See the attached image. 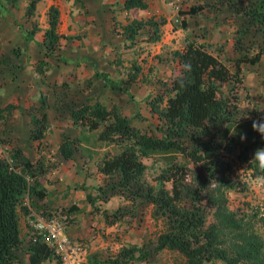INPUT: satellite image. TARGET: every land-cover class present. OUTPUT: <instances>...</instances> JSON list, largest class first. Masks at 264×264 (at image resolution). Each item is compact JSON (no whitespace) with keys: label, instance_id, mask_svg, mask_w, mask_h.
<instances>
[{"label":"trees","instance_id":"obj_1","mask_svg":"<svg viewBox=\"0 0 264 264\" xmlns=\"http://www.w3.org/2000/svg\"><path fill=\"white\" fill-rule=\"evenodd\" d=\"M14 1L0 0V12L4 16L6 4ZM36 1L27 0L24 15L33 12ZM146 5V0H121L124 9ZM203 9H219L222 18L232 21L231 48L237 54L229 56L227 64L217 52L206 47L205 40L191 38L181 48L172 49L170 55L178 65L177 70L158 80L159 87L147 98L149 109L161 123L157 131L134 125L115 105L107 106L92 96L73 102L68 109L74 125L86 130L97 129V139L116 146L115 152L95 160L104 180V186H96V196L106 201L118 194L130 202L150 204L151 216L160 217L164 222V228L145 244L122 246L112 259L101 260L105 264L145 259L149 253H157L162 248L181 254L183 264H217L216 260L218 264H264L261 239L255 231L244 227L242 218L235 217V210L224 205V189L236 188V185L226 176L230 163L222 152V141L227 135L228 140L241 146L238 155L246 161L250 175L264 178V167L253 159L256 150L264 148V137L253 130L254 120L242 116L237 105L238 90L242 87L240 64H256L264 53V0H201L177 10L179 21L185 26L183 15ZM46 15L47 26L42 31L34 21L30 28L19 27L24 39H31L40 31L39 44L43 45L44 52H52L59 47L60 37L70 35L57 32L55 5L48 6ZM219 21L222 19L216 20ZM163 22L161 16H150L131 18L120 24V32L126 38L124 44L131 45L140 34L137 40L159 39V25ZM11 52L16 55L18 49L12 47ZM54 56L59 57L57 52ZM131 68L123 80L111 79L106 72L93 69L88 81L101 78L112 87L126 86L140 70L134 61ZM46 104L45 93L39 91L38 104H33L29 111L31 139L39 141L44 136ZM232 127L238 128L240 135H246L243 142L228 134ZM78 140L76 135H63L56 146L58 154L64 159L71 158ZM246 150L251 152L249 157ZM154 154L160 155L164 163L156 175V188L142 176L145 158ZM44 171L43 166L35 168L18 146L9 148L7 155L0 153V264H14L15 250L24 244H27L30 264H38L52 252L41 239L32 242L30 234L22 236L18 219L19 213L29 215L32 206L49 211L37 203L45 193L37 180ZM164 181H169V187ZM25 194L29 197L27 204L23 202ZM87 197L93 198L88 193ZM77 209L74 202L66 208L68 212ZM100 213L105 224L113 223L118 216L117 210L102 208ZM226 231L236 241L231 246L223 244Z\"/></svg>","mask_w":264,"mask_h":264},{"label":"rangeland","instance_id":"obj_2","mask_svg":"<svg viewBox=\"0 0 264 264\" xmlns=\"http://www.w3.org/2000/svg\"><path fill=\"white\" fill-rule=\"evenodd\" d=\"M200 1L164 0L165 15L160 13L159 16L163 18L164 16H169V18L171 16L169 31L178 29L179 33L164 40L165 34L161 26L158 40L162 38V41L168 44V48L164 54L157 53L158 55L155 56H168L172 49L180 48L187 39L191 38L195 41L205 40L208 43L206 47L217 52L219 57L229 64V56L237 54L231 48L233 23L230 19L222 18L221 10L207 11L203 9V11L188 15L185 19V26L178 20L174 21L175 13H178V11L175 12L174 4L178 6V10H183ZM14 2L13 5L6 4L5 16L0 12V137L2 138L0 153L7 155L9 148L20 147L32 160L35 168L38 166L45 167L42 182L47 181L52 185H58V183L62 185V190L59 192L61 197H58L59 193L56 191L51 190L49 192L47 188L46 193L53 200L63 199L55 207H47V210L64 220L65 229H68L73 235L87 233L86 237H82L83 242L90 240L95 235L98 236L99 240H108V229H106L108 224L103 222L100 213L102 207H106L108 210V200L105 201L96 196L98 193L96 186H104V180H101V176L99 177L95 160L106 153L110 154L109 151H114L116 147L108 145L107 149L104 146L98 147V144L97 148L88 149V151L83 150L80 141L82 139L81 132L85 129L72 124L67 113L73 102L83 96L88 87L92 85L97 87L100 83L94 79L88 81L91 78V75L87 76V73L92 71L89 69L92 59L84 56H64L59 47L52 52H44L43 45L39 44L41 41L40 31L35 32L33 38L24 39L19 26L25 29L30 28L32 20L24 19L25 8L21 1L15 0ZM13 14L17 15L14 16ZM220 19L222 21L216 22ZM173 34L177 33L173 32ZM70 37L75 38L74 41L71 40L74 42L73 48L78 51L84 48L85 43L78 40L79 37L75 35ZM12 47L18 49L16 55L11 52ZM54 52L58 53V58L54 56ZM136 64L139 67H145L142 59ZM240 68L242 87L238 90V111L243 114L242 116H250L253 120L259 121L264 118V53L258 63L253 65L241 63ZM39 91L46 95L47 127L44 136L37 141L29 137L28 120L32 105L38 104ZM7 104L12 106L9 108ZM159 125H161L160 121H156L155 118H147V120H142L141 127L157 131L156 128ZM76 130L78 132L74 135L78 136L79 140L75 151L71 158L64 159L58 154L56 146L61 137L65 135L64 132L72 133ZM229 133L233 134V138L241 140L238 128H230ZM82 142H89L92 147H95L96 142L100 143L91 133H87L85 141L82 140ZM222 144L223 156L230 163L226 176L233 180L236 185V188L224 189V205L229 210H235V217L242 218L246 229L255 231L263 243L264 250V178L250 175L246 161L238 155L241 146L237 142L228 140L226 135ZM246 151L249 157L251 152L250 150ZM79 157L82 158V163L84 162L82 166L79 164ZM72 160L78 162L74 163V167ZM162 165L164 163L158 154L145 158V169L142 176L155 188L157 187L156 175ZM61 179L63 182L60 181ZM164 184L166 187L170 185L169 181H164ZM87 193L93 198L89 199ZM28 199V195L25 194L23 202L26 200L27 204ZM116 200H120L119 204L116 203ZM72 202L77 205L78 209L68 212L66 208ZM116 205L115 210L118 211V216L116 221L110 224L112 226H133L143 223L147 226L148 224L151 231L147 238H153L164 228V222L160 217L150 216L146 218L151 211L149 205L146 206L137 200L126 201L124 198L120 199V196L111 198L110 207L113 208ZM36 207L29 208L37 210ZM72 213L73 215H69ZM20 215L21 213H19ZM21 229L22 227H20ZM20 234L29 237V232L23 234L20 231ZM231 242L235 243L236 241L226 231L223 244L231 246ZM168 257L172 258L176 264H182L183 257L181 254L175 252ZM105 259L96 260L99 262L104 260L105 262ZM104 262L99 264H105ZM215 263L218 264L219 261L216 260ZM204 264H210V262Z\"/></svg>","mask_w":264,"mask_h":264},{"label":"crops","instance_id":"obj_3","mask_svg":"<svg viewBox=\"0 0 264 264\" xmlns=\"http://www.w3.org/2000/svg\"><path fill=\"white\" fill-rule=\"evenodd\" d=\"M20 1L25 8L27 0ZM146 3L147 5L145 8L130 7L124 9L121 7V0H37L33 12L29 16H24V19H31L34 21L36 25L40 27V31H42L47 26V8L50 4L55 5L58 9L57 32L68 36L75 35L79 37L78 40L85 43L84 48L78 51L73 48V41L75 38L60 37L58 46L62 51L61 54L71 57L84 56L90 58L92 60L89 64V69H97L98 71L106 72L111 79H126L128 72L132 71L131 62L134 61L136 64L142 59L145 67H140L136 77L126 86L112 87L101 78L94 79L96 82L100 81L97 87L96 85L88 87L84 95L78 99L80 100L86 96H92V99L97 98L107 106L115 105L119 110L125 112L130 117L131 122L136 126H142L143 119H156V114L149 109L147 98L159 87L158 80L168 77L178 68V65L172 59L171 55L164 57L155 56L158 55L157 53L164 54L168 48V44H165L166 42L162 41V38L154 41L137 40L135 38V41L131 43V45L129 44L127 46L124 44L126 38L124 34L120 32V24L126 23L131 18H146L150 16L157 18L160 13L165 15L166 8L164 0H146ZM13 4H15V2L9 3V5ZM16 15L17 14L14 16ZM183 16L185 20L188 14ZM170 19L171 16L170 18L169 16H164V22L159 25V31L161 26L164 30V40L178 35L179 33L178 29L169 31L171 28ZM173 32L177 34H173ZM141 35L142 34H140V36ZM71 40L73 41L71 42ZM92 65H94V67H92ZM91 73L92 71L87 73V76H90ZM77 132L78 130L72 133H64L65 135H74ZM81 133L82 139L80 145H82L81 147L85 151L97 148L98 144V147L104 146L107 149L108 145L116 147L111 143L97 139V129H85ZM87 133H91L100 143L96 142L95 147H92L89 142L83 143L82 140L85 141V135ZM115 151L116 148H114V151L110 150L109 153ZM78 159L79 164L82 166L84 163H82V158L79 157ZM75 162L76 160H72L73 167ZM43 175H45V173L40 174L37 180L38 186H42L45 193L42 198L37 200V203L42 204L47 209V207H55V205L63 201V199L53 200V198L46 193L47 188L49 192L52 190L59 193L62 190V185H59V180L57 181L58 185H52L45 180V182H42ZM99 177L103 180L101 173H99ZM60 181L63 182L62 179ZM99 184H101V182H99ZM116 196H120V199L123 198L118 194L110 196L107 199L109 211L115 210L117 207V205L113 206V208L112 206L110 207L111 198ZM58 197H61L60 193ZM119 201L120 200H116V203L119 204ZM145 205L151 206L150 204ZM102 208L107 209L106 207ZM69 215H73V213ZM150 216L151 214L148 213L146 218ZM18 219L19 228L22 227L20 231H22L23 234L26 232L30 234L33 227L29 215L21 213ZM106 229H108V240H99L98 236L95 235L90 238V240L84 241L85 250L80 264H94L93 261H97L96 259H112L122 246L130 244L141 246L147 242V237L150 235L151 231L150 226L148 224L145 226L144 223L133 226H112L108 224ZM63 232L68 237L79 240H82V237H86L87 234L78 233V235H73L65 228H63ZM26 245L27 244H24L15 250L16 261L14 264H30L28 252L25 249ZM175 252V250L162 248L157 253H149L145 259H136L124 263L121 262V264H176L172 258L168 257V255H173ZM133 256H136V252ZM56 260L57 257L51 252L48 256L39 261L38 264H56Z\"/></svg>","mask_w":264,"mask_h":264},{"label":"built area","instance_id":"obj_4","mask_svg":"<svg viewBox=\"0 0 264 264\" xmlns=\"http://www.w3.org/2000/svg\"><path fill=\"white\" fill-rule=\"evenodd\" d=\"M173 7L175 10L178 9L176 4ZM176 20H179L178 16H175L174 21ZM29 209V218L33 227L30 241L41 239L57 257L58 264H80L85 244L82 240L72 239L63 232L64 220L59 219L50 210Z\"/></svg>","mask_w":264,"mask_h":264},{"label":"clouds","instance_id":"obj_5","mask_svg":"<svg viewBox=\"0 0 264 264\" xmlns=\"http://www.w3.org/2000/svg\"><path fill=\"white\" fill-rule=\"evenodd\" d=\"M177 10H175V12H177ZM175 16H178L177 13H175ZM179 20H180V17H179ZM252 128L254 131L258 132L262 137H264V118H262L259 121L254 120L252 123ZM240 138H241V141L243 142L246 139V135L241 134ZM253 159L257 161L262 167H264V148H260L256 150Z\"/></svg>","mask_w":264,"mask_h":264}]
</instances>
